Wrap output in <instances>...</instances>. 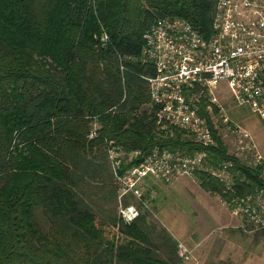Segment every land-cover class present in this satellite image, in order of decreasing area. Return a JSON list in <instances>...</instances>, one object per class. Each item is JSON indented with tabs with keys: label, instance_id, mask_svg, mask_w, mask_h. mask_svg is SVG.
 I'll list each match as a JSON object with an SVG mask.
<instances>
[{
	"label": "trees",
	"instance_id": "obj_1",
	"mask_svg": "<svg viewBox=\"0 0 264 264\" xmlns=\"http://www.w3.org/2000/svg\"><path fill=\"white\" fill-rule=\"evenodd\" d=\"M213 8L214 0H0V264H183L177 241L131 195L122 203L138 215L118 216L105 148H201L156 129L141 78L149 68L119 57H138L142 31L162 16L208 36ZM216 140L208 152L233 162L234 194L264 188L258 168ZM195 177L230 197L209 175Z\"/></svg>",
	"mask_w": 264,
	"mask_h": 264
},
{
	"label": "built area",
	"instance_id": "obj_2",
	"mask_svg": "<svg viewBox=\"0 0 264 264\" xmlns=\"http://www.w3.org/2000/svg\"><path fill=\"white\" fill-rule=\"evenodd\" d=\"M210 30L203 36L183 18L158 17L142 31L138 57H119V63L134 59L149 68L141 78L156 129L169 135L180 131L201 146L187 152L154 146L142 153L109 140L105 154L118 187L117 214L124 222L135 218L139 209L134 203L124 205L123 196L131 195L147 207L144 182H150L147 195L152 196L155 181L170 185L182 177L196 179V173L203 172L230 193L228 198L215 195L238 218L241 231L251 234L264 228V188L255 186L235 195L233 162L214 159L208 152L218 147L216 137L222 141L230 136L233 151L226 149L227 153L249 168H258L264 182V154L251 133L230 119L217 96L218 82L224 81L233 103L264 118V0H214ZM99 39L103 42L106 35ZM93 135L91 129L88 137ZM177 254L182 260L189 258L181 243Z\"/></svg>",
	"mask_w": 264,
	"mask_h": 264
},
{
	"label": "crops",
	"instance_id": "obj_3",
	"mask_svg": "<svg viewBox=\"0 0 264 264\" xmlns=\"http://www.w3.org/2000/svg\"><path fill=\"white\" fill-rule=\"evenodd\" d=\"M182 179L175 182H182ZM203 192L189 194L184 190L187 199L196 197L190 203L195 207L192 222L182 224L181 221L168 219L169 212L161 215V225L189 251L188 264H211L226 259L234 264H264V250L256 251V247L264 245V235L260 234L255 239L254 233L241 231L238 218L230 215L224 206V209H220L215 203L216 196Z\"/></svg>",
	"mask_w": 264,
	"mask_h": 264
},
{
	"label": "rangeland",
	"instance_id": "obj_4",
	"mask_svg": "<svg viewBox=\"0 0 264 264\" xmlns=\"http://www.w3.org/2000/svg\"><path fill=\"white\" fill-rule=\"evenodd\" d=\"M217 96L227 108L230 119L246 128L251 133L256 146L264 154V118H260L252 113L245 105H236L233 103L229 98V93L225 88L224 81L218 82ZM222 142L229 153L233 151V146L231 145L232 139L230 136H228V138H223ZM184 178L185 179L181 180L182 182L177 181L170 186L155 181L152 183V196H149V194L147 195L150 187L144 182V198L148 204L147 207H142V209L148 213L147 219L161 225L160 221L163 220V216H161L162 213L165 214L169 212L168 219L172 218L174 221H181L182 224L190 223L194 220L192 210L195 211V207L190 205V203L193 202L196 197H189L187 199L184 195V190L186 192L189 191V194H203L204 192L203 189L199 187L196 179ZM148 184H150L149 181ZM209 195L216 196L218 199L215 194ZM217 199L215 203L218 204L220 209H224V207L220 205V200L218 199L217 201ZM161 209V213L158 212V210L160 211ZM259 233L260 231L257 232V234L255 233V239L260 235ZM262 250H264V245L256 247L257 252H261ZM182 262L183 264H188V260H182Z\"/></svg>",
	"mask_w": 264,
	"mask_h": 264
}]
</instances>
